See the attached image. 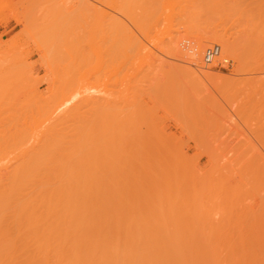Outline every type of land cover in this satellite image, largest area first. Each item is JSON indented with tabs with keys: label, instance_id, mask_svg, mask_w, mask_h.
<instances>
[{
	"label": "rangeland",
	"instance_id": "rangeland-1",
	"mask_svg": "<svg viewBox=\"0 0 264 264\" xmlns=\"http://www.w3.org/2000/svg\"><path fill=\"white\" fill-rule=\"evenodd\" d=\"M116 1L0 0V169L10 168L25 150L35 152L46 128L61 121L71 129L82 119L83 141L78 136L76 142L90 162L79 164L88 165V176L95 175L93 166L100 170L101 182L97 174V183L87 181L101 185L102 221L114 223L108 228L102 222L105 231L113 230L120 241L126 236L179 242L175 248L186 264L189 258L195 264H264V54L250 61L249 51L257 47L253 38H248L252 48L247 45L250 60L244 48L248 24H257L248 11L264 12V5L257 6L264 0H249L253 7L243 0L247 7L243 2L241 9L251 8L246 13L207 7L202 0H143L138 6L143 15L135 0L126 8L122 0L120 10ZM261 13H250L252 20L262 24ZM255 26L262 35L264 26ZM214 28L246 57L236 54L238 62L222 42L211 41L203 49L218 44L228 66L203 65L202 52L198 69L188 62L189 47ZM193 66L224 78L209 80ZM63 110L74 115L57 119ZM98 119L102 126L93 124ZM69 128L60 130L66 137L54 138L72 140ZM67 141L64 146L71 144ZM142 143L151 151L147 180L130 159Z\"/></svg>",
	"mask_w": 264,
	"mask_h": 264
},
{
	"label": "bare ground",
	"instance_id": "bare-ground-1",
	"mask_svg": "<svg viewBox=\"0 0 264 264\" xmlns=\"http://www.w3.org/2000/svg\"><path fill=\"white\" fill-rule=\"evenodd\" d=\"M114 1H116V0H114ZM128 1H132V0H126V2L124 1L125 5L122 2V0H120L118 3L116 1L115 3L117 4L118 7L116 8V6L113 5V3H112V6H115L116 10L117 9L120 10V9H122V7L126 8V6H128L126 4ZM135 1L137 3H136V5H134V7L136 8V7L140 6V4H141L140 1H143V0H139V1L135 0ZM135 1H133L132 3L130 2L131 5L130 4L129 5L132 6L133 3L135 4ZM202 1H203L204 5H206L207 7H212V5H216L217 7L221 8L222 11H227L230 13L233 10H234V12L237 10H240L242 7L241 5H243L244 1H247L248 6H250V5L252 7L255 6V4H253V2L251 4L249 0H244V1L241 0L242 2H240V0L239 1L237 0V2H233L234 1L233 0L232 1L233 3L230 2L229 0H202ZM259 1H261V0H259ZM255 2L256 1H254V3ZM257 2H258V0H257ZM262 2H264V1H262ZM142 3H144V2H142ZM145 3H146V1H145ZM244 3L246 4V2H244ZM122 4L124 6H122ZM259 4L264 5V3L260 2L257 4L258 7H260ZM57 5H59V7L61 6L60 4H57ZM146 6H148V5L146 4ZM152 6L153 7H151L150 13L148 12L151 15H152V13H151L152 8H154V5L152 4ZM119 7H121V8H119ZM134 7L132 9H134ZM162 7H164V5ZM246 7H247V4H246ZM57 8H58V6H57ZM57 8H55V9H57ZM62 8L64 9V7H62ZM58 9L61 10L60 8H58ZM138 9H139V7H138ZM245 9L246 8H243V9H241V11H244ZM249 9H251V8H247L246 10H249ZM257 9L259 11V8H257ZM260 9H262V8H260ZM135 10H137V9H135ZM142 10L143 9H141V11H138V10L137 11L140 14H142L143 13ZM144 10H147V9H144ZM246 10H245V13L247 12ZM261 11L262 10H260L259 12L261 13ZM259 12H257L258 17H259ZM148 13H146V15H148ZM250 13L254 14L255 17L257 15V13H253L249 10L248 14L250 15V18L254 17V15H252ZM134 14H136V12L132 13V15H134ZM143 14H145V13H143ZM248 14H247V16H248ZM262 14H264V12H262L260 14V17ZM137 15H138V13H137ZM142 15H141V17H142ZM146 15H144L145 18H146ZM135 17H136V15H135ZM136 18H138V17H136ZM136 18H134V19H136ZM250 18L248 17L249 21L251 20L250 22L254 21V23H257V24L255 26V24L252 22L254 25L251 24V28L249 27L250 24H248L249 28L247 27L248 31L246 32V34L248 33V35H249V33H251V35L249 37L247 35V42L248 43L246 42V47H244V48H246L245 50H247L246 56H248V57L245 59L250 60V57L252 55H250L249 53L252 52L251 54H253V56L251 57L250 61L255 60V62H256L257 60L259 61L260 59H262V57H264V56H262V54H264V53H262V51H264V50H262V49H264V36H262V35H264V33H262V32H264V31H262V29H261L262 27H260L262 35L258 36V33H257L258 31L257 30H256L257 32L255 30L253 31L252 26L257 27L258 24H259V26H264V25H262V24H264V22L261 21L262 24H260L259 23L260 21L255 22V20H257L256 18H253L255 20H252V18L251 19ZM139 19H140V17H139ZM258 19H260V18H258ZM261 19H264V18H261ZM141 20H143V17ZM133 21H135V20H133ZM136 21H137V19H136ZM140 22L139 23L137 22V23L140 24ZM145 22H148V21H145ZM142 26H145V25L143 24ZM250 29H252L251 31H253L254 36L258 37V40L256 37H253V34L250 31ZM248 38H249V40H251V38H253L252 41H254V42L256 41V43L252 42L249 45ZM181 39H182V37H181ZM184 41H183V43H184ZM211 41L212 42H222L223 50L224 51L226 50V52H229V54L231 51H233V52H231L230 55H232V54L235 55L234 59L235 60L237 59L238 62H240L239 61L240 55H242V57H243V55L245 56V53L242 54L240 52L241 50L238 53V51H237L238 48L235 47L234 44H232L233 42H231V40H228V38H224L223 34H220V32H218L217 29L214 28L211 31L210 35H202L193 44H191V46L189 47L188 54L185 51L184 54L189 55V57H188L189 61L187 60L188 62H190L189 64L197 66L198 69H200L199 68L200 65L198 66L199 60H201L200 59V57H201L200 53H202L204 51L203 48L206 45L205 43L211 42ZM257 43H259L261 47H259V45ZM251 44L254 45L253 47H256V46L257 47H256V49L255 48L251 49L252 51L250 50L248 53V47L252 48ZM188 45H190V44L188 43ZM247 45H249V46L247 47ZM121 47H123V46H121ZM234 47H235V49H234ZM186 48H187V45H186ZM118 49H119V47H118ZM121 49H123V48H121ZM121 49L119 50L121 52L120 54H122V53L124 54L126 48L124 47V52ZM55 50H58V49H55ZM105 50H109V49H105ZM201 50H203V51H201ZM253 50H256V52ZM257 50H258V52H257ZM130 51H132V50H130ZM187 51H188V48H187ZM107 52H109V51H107ZM226 52H225V54H226ZM260 52H261V54H260ZM220 53H221V51H220ZM236 54H240L239 56L237 55L239 59L236 58ZM255 54H257L258 59H255V58H257V56H255ZM107 55H108V53H107ZM124 56H126V54ZM259 56H262V57H259ZM130 57H131V55H130ZM128 58H129V56H128ZM221 58H223V57L221 56ZM107 59L109 60V58H107ZM110 60H113V59L110 58ZM111 62H114V60ZM122 62L124 63V59ZM108 63H110V62H108ZM125 63H127V62H125ZM128 65H129V63H128ZM203 65H204V63H203ZM194 66H193V69H194L193 71L196 72V74H200L201 76H203L209 80H215V79L218 80V79L224 78V76H222V75L214 76L213 74H211L209 72H206L203 70L199 71ZM124 67L125 66H123V68ZM112 68L115 70L114 67H112ZM124 76L122 75V77H124ZM73 110H71L69 113H68V110H63L60 113V115H58L59 117L57 116L56 118L68 120L70 117H72L71 115H74V114H72ZM75 114H76V112H75ZM101 116H102V114H101ZM87 120L90 121L91 119H87ZM59 122H61V121H59ZM59 122H57L54 125H51L49 128H46V131H45V129L43 130V131H45L44 140L41 139V140H43V143L39 142L40 143L39 148H37V149L33 148L34 150L38 151V153H36V151L35 152L31 151L32 150V147H31L30 151L32 153L29 151L30 154H27V152L25 150V152H24L25 155L22 154L21 156H19L21 159L20 158H18V159H20V160H17V159L13 160L12 159L13 161H16V160L17 161L15 162V164L13 163L10 168L7 165V167L5 166V168L3 170L0 169V264H183L184 261L182 259H183L184 253L182 254L180 252V249L175 248V247L180 246L178 244L179 242H170V241H167V239H165V238H164L165 240H163V239H159V240L152 239V240H150L151 237H150V239H144V240L140 239L141 237L140 238L136 237L137 238V239L135 238L136 240L133 238L126 240L128 238V237L125 238L126 236H124L125 241H122L124 238H122V240L120 241L119 240L120 239L119 234H118V237H119L118 238L117 236H115L113 230L112 231L107 230L109 232L105 231V229H104L105 227L110 228L112 224L114 225V223H112L110 225L108 222V224L110 225V227H109V226L105 225V224H107V223H104L105 221L104 222L102 221L104 217H101V216H103V214L101 215V213H103L102 210H103L104 206L102 207L101 204L103 202L100 201L101 198H99V196H98V195L102 194L100 192L101 187H99L101 185L97 186V184H94V186L91 187V185H92L91 181L92 180H93V182L97 183L96 177L98 178V181L101 182V176L97 174V173H100V170L98 172L97 165H95V166L92 165L93 167H95L94 170L92 169V171H94L93 174H95V175L97 174V176L95 177V175H91V176H88L89 174L87 175L86 171H88V170H86L87 169L86 166H88L87 164L90 161L87 162L86 158H85L86 161L82 159L83 157H81V156L85 154L83 151V146L80 147L79 146L80 143L77 144V142L80 139V138H78V136L79 137L81 136V141H83L82 140V134H80V132L82 133V131H83V129H82L83 124H84L83 127H85V125H87V123L82 124L81 123L82 119H81V122L79 125L72 127L74 130V131L72 130V132H74V134L76 135V137H75V135L70 132L71 135L74 136V138H72V140L75 141V142L73 141L74 145H75V143L77 144V146L75 145V147L72 148V146H71L72 140L70 138V141H69V138H68V136L70 134L69 135L67 134L68 135L67 136L68 141L65 140V138L63 139V137H59V138H62L64 140L63 142H65V141H67L66 143L71 142V144L70 145L67 144V146L63 145L62 140H60V142H62V144H61L58 140L59 138H54L57 136V134H60V133H62L60 135L65 136L66 135L65 133L67 132L66 129L69 128L68 126H67L68 128H66V125L63 126L64 124L59 123ZM93 122H94L93 124H100L99 119H98V123L96 121H93ZM100 125L102 126V124H100ZM100 125H99V128H100ZM91 127H93V126H91ZM95 127H93L92 129L96 130ZM97 127H98V125H97ZM61 128L64 131L66 130V132L60 131V130H62ZM78 128H79V130H78ZM58 129H59V131L57 132ZM75 129L78 132L75 131ZM70 130H68V132ZM95 130L93 133L96 134ZM75 132H77L78 134ZM83 134H85V133H83ZM41 137H42V135H41ZM94 137H92V138H94ZM38 139H39V137H38ZM52 140H54L56 142H54ZM36 142H37V140H36ZM51 142H54V144ZM58 142L64 148L60 147L57 144ZM83 143L81 145H83ZM145 143H147V142H145ZM55 144L58 146H56ZM87 144H90V143H87ZM37 145H38V142L33 146H35V148H36ZM28 146H26V147H28ZM52 146L54 148L60 147L62 149L56 148L58 151H56V152L54 151L55 152L54 153L53 150H55V149L52 150V148H53ZM131 146H133V145H131ZM77 147H80V148L77 149ZM96 147H97V145H96ZM28 148H30V147H28ZM71 148L75 149V150H72ZM66 149H69V151L72 150V152L74 151L72 153L74 156H75V154H77V153H75V151L78 152L80 149H82L78 152V154H80L79 155L80 159L77 161V159L79 158V157H77L78 154L75 156V158L73 157V159H72L71 157L73 155H70L71 152L70 153H69V151L67 152ZM28 150L29 149H27V151ZM50 150H51V154H50ZM102 151H101V154H102ZM61 153L62 154L65 153V154L60 156ZM150 153H151V151H150V148L148 147V145H145L142 143L139 151L137 150L135 153H133L134 155L130 154L132 156L129 155L131 157L130 159L132 162L138 163L140 165L141 176H142L143 180H147L150 177V173H151V159H150L151 156H150ZM53 154L56 156V159H55V156L53 158ZM58 154H60V155H58ZM48 155L50 156V158L52 157L51 158L52 160L49 158L50 163H49ZM45 157H47V158H45ZM98 157L100 158L101 156H98ZM44 159L48 160L47 164L44 162ZM81 159H82V163L87 162V164L81 165L82 164L81 162H80L81 164H79V161H81ZM40 160L43 162H40ZM72 160H76L78 162V164H75L76 161L74 162ZM71 161L74 162V164ZM42 164H44V165H42ZM41 166H44L45 169L43 167L40 169ZM99 168L102 169L103 167L101 166ZM89 170H90V168H89ZM92 171H91V173H92ZM95 171H97V172L95 173ZM93 176L95 177V179ZM89 177H90V179H91V177L93 179H91V181H89L90 180V179L88 180ZM99 178H100V180H99ZM87 180L89 182H91L90 185H89V182ZM87 184L90 187L87 188ZM97 188H98V191H97ZM88 192H90V194ZM87 195L91 196V197H88ZM88 198L90 200H88ZM97 198L100 200L98 201ZM99 202H101V204ZM102 222L104 223L105 227H104ZM106 232H107V234H105ZM110 233L111 234L113 233V234L111 235ZM167 245L173 246L174 248L167 249ZM148 247H149V249H147ZM150 247L153 249H151ZM189 255H190V253H189ZM185 256H186V254H185ZM187 256H188V253H187ZM190 256H192V255H190ZM191 258H193V256ZM187 259H185V261ZM189 261L192 263L190 258H189ZM189 261H187V262H189ZM208 261H209V259H208ZM233 262L234 261H232V263ZM191 263H189V264H191ZM193 263H194V260H193ZM229 263L231 264V260Z\"/></svg>",
	"mask_w": 264,
	"mask_h": 264
},
{
	"label": "built area",
	"instance_id": "built-area-1",
	"mask_svg": "<svg viewBox=\"0 0 264 264\" xmlns=\"http://www.w3.org/2000/svg\"><path fill=\"white\" fill-rule=\"evenodd\" d=\"M202 62L206 66L219 64L226 68V66H228L229 61L226 58H220V46L217 44H212L204 49L202 55Z\"/></svg>",
	"mask_w": 264,
	"mask_h": 264
}]
</instances>
